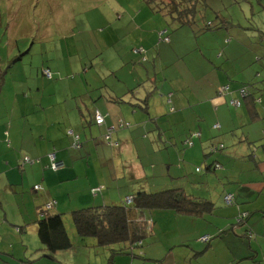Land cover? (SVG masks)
Wrapping results in <instances>:
<instances>
[{
  "label": "rangeland",
  "instance_id": "374dc122",
  "mask_svg": "<svg viewBox=\"0 0 264 264\" xmlns=\"http://www.w3.org/2000/svg\"><path fill=\"white\" fill-rule=\"evenodd\" d=\"M193 5L191 19L196 20L194 28L186 25L175 30L172 22H168V19L163 15L151 11L142 0H0V80L3 78L8 80L5 92L1 94L0 91V112L6 111L5 102L7 100H14V94L10 92L11 88H14V90L20 91L22 96L19 106L12 115L14 122L22 123V115H26V121L34 123L36 134L39 126L37 123H47L46 119L51 118L53 112L59 110L60 113L56 114L55 124L48 126L44 130V134H54L57 137L60 135L59 138L64 134V140L67 139L72 144L73 137L68 133L73 131L81 136L82 143L93 138L100 140L103 145H107L109 144L105 139L107 133L103 134L92 123L93 119L84 106V104H90V97L96 92L111 87L108 82L111 78L116 77L115 75L126 76L128 62L136 63L138 73L149 71V77H153L154 65L158 71L159 63L162 62L165 68L160 73L165 72L171 79L166 83V87L175 90L181 102L186 103L185 96L190 92L186 89L185 82L179 80V62L184 64L182 69L185 72L190 52L187 48H181L182 41L188 37L193 41L195 30L203 31L210 27L207 31L202 32V34H207L208 39L205 40L203 35L198 38H204L205 43L211 49H214L217 44L222 47L230 39H240L252 43L262 53L260 61L253 64L256 74L252 80L246 84H240V86L248 87L247 90L256 91V96L263 97L264 0H194ZM219 24L228 25L229 32L233 33L235 37L226 35V31L222 27H217ZM143 49L145 52H140ZM214 60L217 65L222 63L225 68L232 71L231 64H226L223 60L218 61L215 58ZM235 65L242 68L244 66L242 58ZM45 70L52 73V79L44 76ZM195 78L200 77L196 76ZM235 81L233 84L239 85L237 83L240 80L236 79ZM194 87L198 93L200 90H209L210 85L207 78H204ZM240 90L238 91L240 92ZM144 93L145 88L140 98L146 96ZM163 93L166 102H168L169 94ZM157 94L162 96L161 92ZM233 108L238 109L235 106ZM192 114L195 115L193 112ZM192 122L193 126L196 125L194 120ZM260 122H264V118ZM214 123L217 121L211 119L209 136L202 139L204 147H199V141H195L196 146L188 149L191 150L189 156L193 154L195 159L190 161L193 165L192 174H190L193 181L191 185L186 184L187 195L213 201L225 209V214L213 217L208 221L207 226L209 223L211 225L219 223L218 227H220L226 222L235 225L237 220H241L240 217L244 215V211L250 212L257 231L254 232L256 238H244V240L248 246V241H251L252 244L258 243L255 246L258 250L252 251L253 260L256 264H258L257 261L264 264V124L255 127L258 134L256 131L253 132V136L258 135L257 139L260 140L256 142L250 140L243 145L239 138L241 131L235 135V141L229 143L222 133L219 134L212 130ZM253 124L255 123H251V125ZM261 127L263 128L261 129ZM117 132L119 129L113 135V142L118 141L115 138ZM165 134L169 137L175 134L179 140L183 137L180 136L183 134L182 130L171 132L163 129L158 131L153 127L148 131H142L140 137L145 141L140 139L139 142L136 141L146 147L151 156V159H148L147 168L152 173L141 179L140 184L145 187L141 190L155 193L164 189L154 183V181L159 182V178L154 180L152 176L153 173L159 172L157 164L161 160L160 154L155 151L153 140L157 138L162 143L170 142L171 139L166 138ZM196 136L198 137V135ZM5 142L9 147L8 139ZM222 145L224 146L222 151L212 152V149L218 150ZM161 148L159 147V149ZM40 149L41 147H39ZM156 149L158 148L156 147ZM83 152L84 150L70 151L71 154L78 155ZM221 152L224 155L237 152V155L224 157L220 154ZM154 158L155 169L152 166ZM83 160L91 180H98L101 173L115 172L111 166H104L98 170L94 163L87 166L89 161L85 158ZM208 160H211V163L213 161L221 163L223 169L208 172ZM19 166L18 163L15 169L20 173ZM80 168L83 169V167ZM82 173L84 172L82 171ZM86 181L82 176L77 181L56 186L55 190L57 198L61 201V208L68 210L54 208L50 213L63 214L65 227L73 243L70 250L56 254L55 260L41 257L40 251L27 255L25 256L27 258L21 260L11 259L9 256L0 254V264H94L97 261H103L104 252L109 248L98 247L94 238H81L76 233L71 217V212L74 210L97 206L94 203H84L86 200L84 189L88 187L85 186ZM121 182L124 180L122 179ZM180 183H183L182 179ZM251 183L257 186L251 188L249 186ZM101 187L97 186L95 189ZM34 190L35 188H33ZM106 191V189L103 190V194ZM29 192L26 190L17 196L11 195L8 197V202L10 198L15 202L19 198H26ZM134 193L130 196H133ZM228 193L235 195L237 202L240 203L239 210L234 217V212H231L230 209L235 210L237 206H228L224 202ZM87 194L90 195V191ZM98 195V199H101L102 194L99 192ZM115 197L117 198L107 205H121L127 196ZM25 201L27 202H22L12 208H8L7 204L0 205V251L7 249L6 251L9 252L8 249L13 244H17V249L20 250V245H22L20 237L25 238V245L32 247L40 245L37 249L41 248L35 223L34 205L29 200ZM25 211H28L32 216H27ZM22 212L25 214L24 216ZM18 228H24V231L19 233L17 232ZM201 228L204 226L200 225L199 229ZM206 229L209 231L208 228ZM241 229H237L236 232L241 234ZM167 230H170V227ZM233 231L230 226L229 232L233 234ZM163 233L155 234L163 236ZM150 236L149 234L145 238L146 244H148ZM167 241L165 240V242ZM198 242L196 238L190 241L189 245L199 244ZM202 246L205 247V245ZM24 248L26 249V246ZM32 250L30 249V253ZM35 250L36 248H34V252ZM255 251L258 252V256Z\"/></svg>",
  "mask_w": 264,
  "mask_h": 264
},
{
  "label": "crops",
  "instance_id": "0c3cea01",
  "mask_svg": "<svg viewBox=\"0 0 264 264\" xmlns=\"http://www.w3.org/2000/svg\"><path fill=\"white\" fill-rule=\"evenodd\" d=\"M228 27V25L222 26V29L226 31L225 34L235 37L233 33L229 32L230 27ZM202 35L205 36V40L208 39L205 33H194L193 41L188 37L182 41L181 45V48H187L190 52L188 62L185 65L187 67L185 72L182 69L184 64L179 62V80L185 82L186 89L190 92L185 96L186 103L181 102L175 90L166 87V83L171 79L165 72L160 73L165 68L160 60L158 71L154 65L153 77H149V71L138 73L136 63L128 62L126 76L113 74L116 77L111 78L108 82L111 87L96 92L90 97V104H84L93 119V124H95L96 112L107 116L105 125L98 127L95 124L100 132L106 134L108 128L113 126L117 127V130L119 129L115 135L116 140H118L114 142L117 144L115 146L103 145L100 140L92 138V140L82 143L83 154H71V141L64 140V134L60 138V135L57 137L54 134H44V130L48 126L55 124L56 114L60 113L59 110L54 111L51 118L47 116V123H37L39 126L35 134V125L26 121V115H22V123L20 121L14 122L12 115L19 106L22 96L20 91L11 88L10 92L14 94L15 98L12 101L7 100L5 102L6 111L0 112V205L7 204L8 208H12L22 202H27L25 200H29L34 205L35 221L38 219V210L52 199L57 202L55 209L67 211L68 209L61 208V201L57 198L55 191L56 186L77 181L82 176L87 180L85 186H88L84 189L85 204L107 205L117 198L115 196L130 197L134 192L145 188L141 186L140 181L152 173L147 168L151 156L146 147L136 143V141L139 142V139L145 141L140 137L142 131H148L153 127L158 131L163 129L171 132L183 131V134L180 135L183 137L180 140L175 134L172 137L165 134L166 138L171 139L168 143H162L157 138L153 140L155 151L160 154L161 160L157 164L159 172L153 173L152 179L159 178V182L154 181V183L161 186L159 188H164L163 190L182 188L186 193L188 188L186 184L191 185L193 181L190 177L193 170L190 161L195 159L193 154L189 156L191 150L188 149L196 146L195 141H199V147H204L202 139L209 136L211 119L217 121L212 130L219 134L222 133L229 143L235 141V135H238L239 131H241L239 138L243 145L250 140L253 142L260 140L257 139L258 135L253 136V134L257 130L255 129L256 126H263L264 124V122H260L264 118V96L260 98L256 96V91L250 92L248 89L249 94L256 100L254 104H251L243 98L238 90L246 88L241 87L240 84H246L256 74V68L253 64L260 61L262 53L252 43L240 39H230L222 47L217 44L214 49H211L205 43L204 38H198ZM219 48L223 49L220 50ZM191 57H193L192 60ZM214 58L231 64L232 71L230 72L222 63L217 65ZM241 58L244 66L238 68L235 65V67L234 64ZM196 76L200 78L197 79ZM204 78H207L210 88L207 91L200 90L197 93L194 85H197ZM236 79L240 80L237 83L239 85L233 84ZM241 81L244 82L241 83ZM7 85V78H3L0 88L1 94L5 92ZM223 87H229V92L221 94L220 90ZM144 88L146 96L140 98ZM159 92L162 93L161 97L157 94ZM163 92L169 94L168 102H166ZM236 100L241 102L238 109L233 108L232 105V101ZM193 120L196 123L194 126L192 125ZM121 121L129 123L131 127L126 129L131 130L122 131L124 127H119ZM251 123L255 124L251 125ZM217 125L218 127L215 128ZM6 132L9 134L11 147H8L5 142L7 139ZM256 133L258 134L257 131ZM188 139L194 143L192 146L185 143ZM39 147H41L40 150ZM159 147L162 148L159 149ZM115 148L120 149L116 150ZM53 151L57 152V161L64 163V166L58 171L50 168L49 154ZM220 154L224 157H233L237 155V152L227 153V155L221 152ZM24 158H30L31 162L25 164L19 173L15 168ZM83 158L89 161L87 166L94 163L98 170L104 166H111L115 172H104L101 173L98 180H91ZM218 159L220 160V158ZM153 162L152 166L155 169V158ZM207 162H209L207 165V171H209L213 162L211 163V160ZM122 179L124 182H121ZM181 179L183 183H180ZM39 185L43 187V190L33 191V188ZM97 186H102L103 190H107L104 194L103 190L100 192L102 194L101 199H98L99 195L94 196L92 194V189L97 188ZM249 186L255 188L257 185L251 183ZM26 190L30 191L26 198H19L17 202L10 198L8 202L9 196H17ZM89 191L90 195L87 194ZM217 204L212 214L193 218L180 216L173 211L146 212L145 217L149 220L148 226L152 233L146 247L134 251L138 256L135 257L128 253L118 254L114 256L111 263L110 259L113 254L108 249L104 252L103 261H97L94 264H253L252 251L258 250L255 247L258 243L252 244L251 241H248L249 246L247 245L244 240L246 237L241 236L247 232V227L240 230L241 234L236 232L237 229H234L233 234H231L229 230L232 224L229 222L220 225L221 228L218 227L219 223H214V225L209 223L207 226L210 219L226 213L225 209L218 208ZM230 210L234 212V217L237 213L236 209ZM25 212L27 216H32L28 211ZM22 215L25 214L22 212ZM252 224L254 225V222L251 219L246 226L253 227ZM200 225L204 228L199 229ZM168 227L170 230H167ZM160 232H164L163 236L157 235ZM209 235L211 237L210 242H200L201 237ZM196 238L199 244L189 245V242ZM198 238L200 239L198 240ZM20 240L22 242L20 250L17 249V244H13L10 245L9 252L5 249L0 251V254L9 256L11 259L21 260L27 258L25 257L27 255L34 254V248L37 250L39 247V245L38 247L25 245L24 237H20ZM165 240L168 241L165 242ZM30 249H33L31 253ZM201 249L202 251H200ZM256 254L259 255L258 252Z\"/></svg>",
  "mask_w": 264,
  "mask_h": 264
},
{
  "label": "trees",
  "instance_id": "16d2710c",
  "mask_svg": "<svg viewBox=\"0 0 264 264\" xmlns=\"http://www.w3.org/2000/svg\"><path fill=\"white\" fill-rule=\"evenodd\" d=\"M142 1L151 9V11L163 15L165 18L168 19V22H172V25L175 26V30H179V28H182L186 25L190 26L191 28H194L196 20L191 19V15L194 10V0ZM217 17L219 18L220 16L218 15ZM221 18L223 19L222 16ZM222 26V24L217 25V27ZM208 29H205L203 31H195L196 34H202V32H205ZM143 51L144 49L142 50V52ZM47 71L49 70H45L43 72L44 76L48 79H52V73L49 71L51 73V77H49ZM2 80L0 81V88L2 86ZM243 98H245L251 104H254V102L256 101L253 96L249 94L248 91L247 94L243 96ZM240 106L235 107L239 108ZM124 124V129L131 127L129 123L124 122ZM121 128H123V126ZM215 128L217 127L215 126ZM5 134L8 139L9 147H11V142L8 138L9 134L8 132H6ZM185 143L189 146H192L194 144L190 139H188ZM71 148L75 151L81 150L82 141L80 148L75 147L72 141ZM223 149L224 146L222 145L221 148H218V150L215 149L214 151L212 149V152L215 153L217 151H222ZM55 152L56 151H53L52 153ZM51 154H49L50 160ZM22 161L19 163V168L21 170L22 168H24L25 165L22 164ZM56 162H58L57 152ZM52 164L53 162L51 161L50 168L54 170ZM222 169L223 166L221 165V163L213 161V165L210 167V170L208 172H216L217 170ZM198 171H201V169H198ZM39 186L41 187L40 190H43V187L41 185ZM40 190L35 189L34 191ZM227 196L232 197L230 202L226 200ZM128 198L132 199L131 203H127L126 198L123 201V204L121 205H98L91 208L75 210L71 213L76 233L81 238H94L98 247L109 248V250L113 254L110 259L111 263L114 260V256L122 253H128L137 257L138 254L134 253V251L141 250L146 247V243L144 240L149 234L151 235L152 233L151 230H149L150 228L148 226L149 220L145 217L146 212H153L157 210H171L187 217H201L208 214H212L216 209V204L213 201L206 200L204 198L194 197L192 195H187L185 190L182 188L167 189L155 193L140 190L133 196H130ZM52 201L53 200L47 203H50ZM224 202H226L228 206H237L236 211H238V206L240 205V203L237 202L235 195L228 193L224 198ZM46 204L38 210V219H36L35 221L37 225V235L41 244V248L37 249L36 251H40V256L43 258L49 257L55 260L56 254L70 250L73 247V243L65 227L63 214L50 213L56 207V205L55 207H53V209L45 211ZM243 214L244 215L240 217L241 220H237V222H235V225H232V230L247 227V232H244L243 234H241V236L250 239H255L256 234L254 232L257 231L255 228V230L253 229L254 225L252 224L253 227L246 226L247 222L249 223V221L251 220V214L248 211H244ZM236 218L238 219V216H236ZM23 231V228L17 229V232L19 233ZM208 237L211 240V237ZM202 238L203 237H201V239ZM201 239L200 242H202ZM36 251L34 253H36ZM252 258H254V256ZM257 263L260 264L258 261ZM253 264H256V262L254 261Z\"/></svg>",
  "mask_w": 264,
  "mask_h": 264
},
{
  "label": "built area",
  "instance_id": "2783aa9c",
  "mask_svg": "<svg viewBox=\"0 0 264 264\" xmlns=\"http://www.w3.org/2000/svg\"><path fill=\"white\" fill-rule=\"evenodd\" d=\"M140 52H142V50ZM47 74H48L49 77H51V73L49 71H47ZM247 91L248 90L246 88H243V89H241V94L244 96V95L247 94ZM227 92H229V87H223V89L220 90V93L221 94H225ZM232 105H234V106H240L241 105V102L239 100L232 101ZM95 123L98 126L105 125L106 124V116H104L101 113L97 112L95 114ZM124 125H125L124 122L121 121L119 127L120 126L121 127L122 126L124 127ZM216 127H218V125ZM116 130H117V127H114V126L108 128V130H107V134L105 136V139L111 145H115V143L112 141V136H113V134L115 133ZM68 134L73 137V143H74L75 147L80 148L81 147V138H80V136L77 135V134H75L73 131H69ZM50 157H51V161L53 162L52 167H53L54 170H58V169H60V168L63 167V165H64L63 162H60V163L59 162H56V152L55 153H52L50 155ZM30 162H31L30 158H24L23 161H22V164L24 165V164H27V163H30ZM35 189L40 190L41 187L38 186V187H35ZM102 190H103V188L92 189V194L94 196H97L98 193L101 192ZM231 198H232L231 196H227L226 197V200L228 202H230ZM126 202L127 203H131L132 202V199L131 198H127L126 199ZM56 204H57V202H55L54 200L52 202H50V203H47L46 204V207H45V211H49V210L53 209V207H55ZM201 241L202 242H205V243H208V242H210V238L208 236H205V237H203L201 239Z\"/></svg>",
  "mask_w": 264,
  "mask_h": 264
}]
</instances>
